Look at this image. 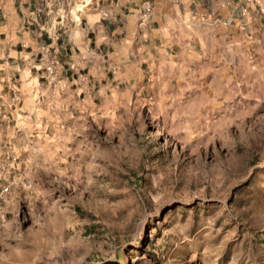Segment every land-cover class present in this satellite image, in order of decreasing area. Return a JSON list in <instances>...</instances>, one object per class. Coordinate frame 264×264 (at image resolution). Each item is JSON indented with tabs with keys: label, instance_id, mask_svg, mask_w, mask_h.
I'll return each instance as SVG.
<instances>
[{
	"label": "rangeland",
	"instance_id": "rangeland-1",
	"mask_svg": "<svg viewBox=\"0 0 264 264\" xmlns=\"http://www.w3.org/2000/svg\"><path fill=\"white\" fill-rule=\"evenodd\" d=\"M13 15L0 0V264H264V0L203 55L142 33L51 87Z\"/></svg>",
	"mask_w": 264,
	"mask_h": 264
},
{
	"label": "crops",
	"instance_id": "crops-1",
	"mask_svg": "<svg viewBox=\"0 0 264 264\" xmlns=\"http://www.w3.org/2000/svg\"><path fill=\"white\" fill-rule=\"evenodd\" d=\"M11 2L13 16L21 24L17 41L29 50L32 80L40 82L43 79L48 87L61 79L74 84V77L68 73L77 61L87 65L94 58L100 66L104 55L109 58L130 56V42L142 33L151 46L165 51L166 56H175L170 53L176 47L175 34L183 32L189 37L186 43L192 55H203L198 52L196 43L203 41L204 33L226 36L229 24L240 25V0ZM148 6L151 10L144 19ZM157 38L160 39L158 46L155 45ZM104 42L109 45L108 49ZM51 59L58 60L54 72L47 70ZM20 66L18 64V68Z\"/></svg>",
	"mask_w": 264,
	"mask_h": 264
},
{
	"label": "built area",
	"instance_id": "built-area-1",
	"mask_svg": "<svg viewBox=\"0 0 264 264\" xmlns=\"http://www.w3.org/2000/svg\"><path fill=\"white\" fill-rule=\"evenodd\" d=\"M150 10H151V8L148 6V7L146 8V12L144 13V19H146L147 14L150 12ZM143 21H145V20H143ZM48 68L51 69V67H48Z\"/></svg>",
	"mask_w": 264,
	"mask_h": 264
}]
</instances>
